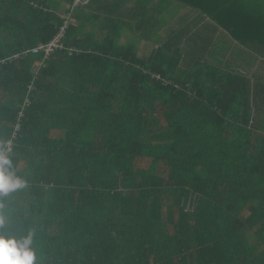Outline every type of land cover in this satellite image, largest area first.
<instances>
[{
    "label": "trees",
    "instance_id": "1",
    "mask_svg": "<svg viewBox=\"0 0 264 264\" xmlns=\"http://www.w3.org/2000/svg\"><path fill=\"white\" fill-rule=\"evenodd\" d=\"M173 1L264 59V0ZM74 3L0 0V233L34 264H264V81L181 77Z\"/></svg>",
    "mask_w": 264,
    "mask_h": 264
},
{
    "label": "crops",
    "instance_id": "2",
    "mask_svg": "<svg viewBox=\"0 0 264 264\" xmlns=\"http://www.w3.org/2000/svg\"><path fill=\"white\" fill-rule=\"evenodd\" d=\"M181 7L174 8L170 0H92L91 8L96 10L90 14L86 12L84 21L89 19V23L81 33L93 32L97 38L110 35L114 40L119 36L118 45H135L140 58L149 57L159 49L169 54L178 53L181 60L176 73L181 77H218V74L223 77L224 74L241 73L251 81L258 80L254 71L258 68L259 57L246 58L245 50L225 31L195 9ZM182 10L190 11L192 16L179 24L175 19ZM106 19H109L108 28L103 29ZM221 33L241 50L234 48L232 51L228 40L229 48L216 58V42H206L205 37L210 34L219 42Z\"/></svg>",
    "mask_w": 264,
    "mask_h": 264
},
{
    "label": "clouds",
    "instance_id": "3",
    "mask_svg": "<svg viewBox=\"0 0 264 264\" xmlns=\"http://www.w3.org/2000/svg\"><path fill=\"white\" fill-rule=\"evenodd\" d=\"M74 5L77 4L74 3ZM78 5L81 4L79 3ZM7 163H9V161L6 159L5 155L0 153V164ZM21 187H24L21 181L10 182L8 178L0 174V194L7 195L10 191H14ZM3 223L4 220L0 219V224ZM32 243L33 239L31 233L19 239L8 231L0 233V264H34L36 256L31 248Z\"/></svg>",
    "mask_w": 264,
    "mask_h": 264
},
{
    "label": "rangeland",
    "instance_id": "4",
    "mask_svg": "<svg viewBox=\"0 0 264 264\" xmlns=\"http://www.w3.org/2000/svg\"><path fill=\"white\" fill-rule=\"evenodd\" d=\"M170 1L174 4V8H182L178 2H175L173 0H170ZM79 3L81 5H86V4H88V0H76L75 4H79ZM186 9H189V8H186ZM167 16H168V14L166 13V17ZM191 16H192V13H190V11L182 10L180 15L175 20L178 21L179 24H184V21H187L188 19H190ZM174 24H176L175 21L173 22V25ZM185 25H186V23H185ZM200 35H203V34H200ZM223 35L224 34L221 35L220 41L219 42L217 41L218 44L216 46L217 47L216 48V51H217L216 58H218L221 53H225V51L229 48V42H228L229 39H227L226 36H225L226 37V39H225V37H223ZM230 43H231L230 49H232V51H234V48L241 50L238 45H236V44L234 45L233 42H231V41H230ZM127 45H123V46H127ZM244 52L247 53L246 50ZM254 57H255V55H254ZM258 61H259V64H258V68L254 71V73H255L254 77L264 81V59H260Z\"/></svg>",
    "mask_w": 264,
    "mask_h": 264
},
{
    "label": "built area",
    "instance_id": "5",
    "mask_svg": "<svg viewBox=\"0 0 264 264\" xmlns=\"http://www.w3.org/2000/svg\"><path fill=\"white\" fill-rule=\"evenodd\" d=\"M64 27H61L60 29V33L58 35H56L51 41H49L47 44L45 45H39L37 47H35L34 49L31 50L32 54H38L39 52H43L46 55L50 54L51 52H53V50L57 49V48H61L62 45L60 43V39L62 37L63 31H64Z\"/></svg>",
    "mask_w": 264,
    "mask_h": 264
}]
</instances>
